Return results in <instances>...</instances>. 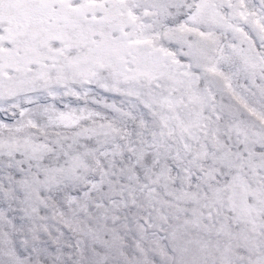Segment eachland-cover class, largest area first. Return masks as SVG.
<instances>
[{
	"label": "snow or ice",
	"instance_id": "1",
	"mask_svg": "<svg viewBox=\"0 0 264 264\" xmlns=\"http://www.w3.org/2000/svg\"><path fill=\"white\" fill-rule=\"evenodd\" d=\"M0 264H264V0H0Z\"/></svg>",
	"mask_w": 264,
	"mask_h": 264
}]
</instances>
